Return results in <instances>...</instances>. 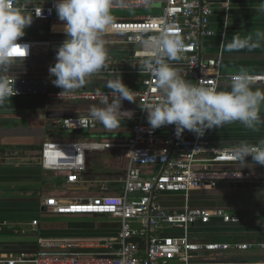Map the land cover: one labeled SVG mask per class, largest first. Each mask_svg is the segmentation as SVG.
Listing matches in <instances>:
<instances>
[{
    "label": "built area",
    "instance_id": "1",
    "mask_svg": "<svg viewBox=\"0 0 264 264\" xmlns=\"http://www.w3.org/2000/svg\"><path fill=\"white\" fill-rule=\"evenodd\" d=\"M53 0L49 5L25 7L34 19L51 26H63L58 19ZM230 2L216 6L210 0H118L112 12L150 11L153 15L113 16L114 26L106 35L110 41L125 45H138L137 35L145 38L167 25L180 35L185 44L182 59L170 62L183 70L184 79L193 85L215 86L219 90L222 82L231 83L233 75L223 74V59H205L203 44L217 36L211 19L217 9L225 15L228 24ZM41 10V16L35 15ZM224 38V36H223ZM18 43L30 45L29 60L34 49L42 42L20 40ZM140 60L136 54L129 57ZM140 77V82L131 88L135 103L140 109L135 117L132 135L125 142L101 143L78 140L45 142L41 152V166L44 170L66 176L67 183L77 184L86 170V153L109 149H125L129 154L130 165L123 181L120 194L103 195L95 198L60 200L50 198L44 206L54 216H80L105 219L118 225L114 233L104 236L54 240L38 237L37 252H20L0 257V264H210L208 255H216L231 250L249 252L258 247L264 251V243H217L195 242L191 230L199 225L206 226L214 221L224 224H240L239 215L223 208H193L190 197L194 192L215 190L219 184L264 183V169L241 170L240 164L232 155L233 147H217L203 137L184 131L177 139L175 125L162 134L163 127L151 130L147 114L141 109L146 103L159 102L161 94L157 81L140 68L109 65L107 70L91 79H112ZM254 85H264V75L248 74ZM47 79H55L47 70ZM15 85L16 79L11 78ZM15 90V88H14ZM16 91V90H15ZM97 91L108 94V90H85L66 94L62 91L48 92L52 101L100 102ZM13 96H21V93ZM109 99L112 96L109 94ZM122 102H128L124 100ZM65 132H84L97 129L98 122L87 116L74 115L59 121ZM247 159H252L247 157ZM155 171L144 173L141 168ZM163 197H181L183 205L168 209L162 205ZM38 222L34 221L33 232L37 234ZM174 231L176 234H167ZM26 234V232H23ZM210 258V257H209Z\"/></svg>",
    "mask_w": 264,
    "mask_h": 264
},
{
    "label": "crops",
    "instance_id": "2",
    "mask_svg": "<svg viewBox=\"0 0 264 264\" xmlns=\"http://www.w3.org/2000/svg\"><path fill=\"white\" fill-rule=\"evenodd\" d=\"M52 1L21 0V4L33 8L49 5ZM210 1L218 6L227 0ZM229 2L231 10L227 25H225V15L219 9L211 19L212 28L216 31L217 36L204 42L203 57L211 59L221 55L223 59L222 71L225 76L239 74L241 69H244L247 74L264 75V42H261V47L254 52L244 50L229 53L224 51L221 45L225 32L227 41H230L235 34L244 37L256 30L264 31V13H258L255 10L257 5L264 3V0H229ZM26 12L31 14L29 11ZM158 12V9H154L143 15H153ZM111 14L113 16H133L125 14V12H111ZM51 33H63V26H51L46 22L37 21L33 17V24L25 30V36L20 40L48 42ZM104 38L107 42L110 41L109 37L105 36ZM33 53L31 59L13 66L11 78L16 80L44 79L47 84L46 92L41 95L11 97V101H6L3 106H0V257L20 252H37L39 250L38 237L68 240L104 236L117 230L116 223L105 219L54 216L44 206V201L50 198L75 200L120 194L130 165V154L125 149L88 151L85 172L80 176V181L77 184L70 185L67 183L65 175L42 168V146L45 142L69 140L101 143L125 142L132 135L134 120L140 109L121 110L132 111L134 115L131 120L125 119L121 128L115 132L106 131L99 122L94 131H63L59 123L61 120L48 119V113L72 112L74 115L90 117L89 109L93 105L101 107V104L100 102L50 100L48 92L63 91L53 85L54 79H47V70L56 63L55 57H52L50 52L49 54L46 51L39 52L37 48ZM114 56L132 60L129 56L110 55L109 58L114 61H110V65L124 66L125 62L122 63L123 65L121 62L116 64ZM127 67L136 68L135 65L129 64ZM176 69L184 78L183 70ZM112 79H91V83L78 91L108 90L107 82ZM121 79L129 89L137 86L141 80L138 76ZM230 85L229 82H222L218 91H231ZM252 90L264 91V85L253 84ZM260 116L264 120V105L261 106ZM169 130L170 126L163 127L161 135ZM116 135L119 138H114ZM205 139L212 145L221 148L233 147L241 142L256 145L264 140V123L258 125V131L255 132L245 128L239 122L226 124L223 127L206 131ZM246 162V167L239 164L237 168L241 170L264 169V166L255 165L252 161L246 160ZM141 170L148 174L155 171L149 167H142ZM258 190H217L222 193L226 204H215L213 207L223 208L235 214H252L254 210L250 208L263 207L261 204L264 203V189H261L260 197L258 193L251 194ZM161 202L168 209L181 207L184 204L181 197H163ZM44 208L47 210L43 211ZM251 218L242 220L240 224L226 225L214 221L206 226L199 225L191 230V238L200 243H264V221L257 222L250 220ZM34 221L38 222L37 234L33 232L32 223ZM167 234L174 235L176 232L168 231ZM207 262L210 264H264V251L259 247L249 252L231 250L213 256L208 255Z\"/></svg>",
    "mask_w": 264,
    "mask_h": 264
},
{
    "label": "clouds",
    "instance_id": "3",
    "mask_svg": "<svg viewBox=\"0 0 264 264\" xmlns=\"http://www.w3.org/2000/svg\"><path fill=\"white\" fill-rule=\"evenodd\" d=\"M118 0H56L54 8L63 22V33L67 37L56 53V63L49 67L55 87L63 89L60 97L74 93L91 78L107 70L110 65L107 41L104 38L114 26L111 12ZM264 13V3L256 6ZM41 16V10L35 15ZM33 24V15L25 11L21 0H0V106L18 93L11 80L13 66L22 63L30 55V45L18 41L25 30ZM140 46L136 53L141 72H147L157 81L161 99L146 103L141 109L147 114L151 130L175 125L177 139L185 130L198 138L211 129L239 122L251 131H258L264 123L260 116L264 105V91L252 90L253 78L241 69L231 77V91H218L215 86L193 85L181 77L170 62H178L185 50L182 37L165 25L155 34L145 38L137 35ZM264 42V31L256 30L247 36L233 35L227 41V33L221 42L226 52L247 50L254 52ZM108 94L97 91L101 107L89 109L91 119L99 122L108 132L121 128L122 122L131 120L132 111H121L122 101L135 103L133 91L122 81L119 74L106 85ZM109 94L112 99H109ZM232 155L246 167V158L251 157L255 165L264 166V140L256 145L241 142L234 145Z\"/></svg>",
    "mask_w": 264,
    "mask_h": 264
},
{
    "label": "water",
    "instance_id": "4",
    "mask_svg": "<svg viewBox=\"0 0 264 264\" xmlns=\"http://www.w3.org/2000/svg\"><path fill=\"white\" fill-rule=\"evenodd\" d=\"M67 39L64 33H51L48 42H42L41 44L51 47L52 57H56L57 49ZM57 46V47H56ZM107 49L110 55L121 54L125 56H134L139 50V45H125L117 43H107ZM14 88L16 91L20 92L21 95H41L46 92L47 84L44 79H18L15 82ZM74 116L72 112H50L47 114V118L50 120H64ZM86 132V131H84ZM247 161H252V159H247ZM253 162V161H252ZM226 189V190H248V189H264V183H232V184H219L217 190ZM47 209L44 208L43 211Z\"/></svg>",
    "mask_w": 264,
    "mask_h": 264
},
{
    "label": "trees",
    "instance_id": "5",
    "mask_svg": "<svg viewBox=\"0 0 264 264\" xmlns=\"http://www.w3.org/2000/svg\"><path fill=\"white\" fill-rule=\"evenodd\" d=\"M115 55L116 56H120V57L125 56V54L124 55L115 54ZM136 68H139V67L136 66ZM133 88H135V86H133ZM136 104H138V103L122 102V109L121 110L139 109L140 108V104H138V105H136ZM260 191H262V190L259 189L258 192L257 191L256 192H251V194H257L258 193V196H259L261 194ZM218 193H219V191H217L216 189L215 190H211V191H197V192H194L191 195V197H190V206L193 207V208H212L215 204H217V205H225L226 203H225L224 197L222 195H218ZM227 198H228V196H227ZM206 199H207V201L211 200L210 203H206ZM238 215H240L241 220H246V219L250 218L249 216H245V215L240 214V213Z\"/></svg>",
    "mask_w": 264,
    "mask_h": 264
},
{
    "label": "rangeland",
    "instance_id": "6",
    "mask_svg": "<svg viewBox=\"0 0 264 264\" xmlns=\"http://www.w3.org/2000/svg\"><path fill=\"white\" fill-rule=\"evenodd\" d=\"M145 13H147V11H145V10H143V11H126L125 12V14H132L133 16H135V15H143ZM40 42H47V41H40ZM57 46H61V45H57ZM51 47H52V45H51ZM51 47L49 45H46V46L40 45V46L37 47V49H38L39 52L46 51L49 54V52L50 53L52 52L51 51ZM57 51H58V49H57ZM113 59L115 60L116 64H120L119 62H121V65H123L122 63L125 62L124 66H127L128 64L129 65H136L137 64V60H135V59L134 60H130L128 58L127 59L126 58H119V57H115V56H114ZM110 61H112V60L110 59ZM112 62H114V61H112ZM114 138H119V136L116 135V136H114ZM203 191H207V190H203ZM218 195H222V193H218ZM207 199H206V203H210L211 200L207 201ZM263 201H264V199H263ZM261 205L263 207L258 206L260 208H257V207L254 208V209H253V207L250 208V209L254 210L253 213L252 214L249 213V214H245V215L249 216V217H252L250 220H256L257 222L264 221V203H262ZM241 214H243V213H241ZM76 217H79V216H76ZM191 233H192V231H191ZM98 235H99V233H98Z\"/></svg>",
    "mask_w": 264,
    "mask_h": 264
}]
</instances>
